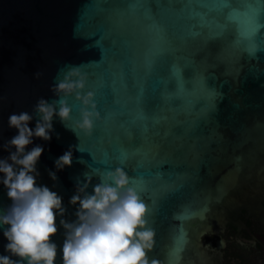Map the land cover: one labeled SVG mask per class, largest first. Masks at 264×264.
Returning <instances> with one entry per match:
<instances>
[{"label": "water", "instance_id": "obj_1", "mask_svg": "<svg viewBox=\"0 0 264 264\" xmlns=\"http://www.w3.org/2000/svg\"><path fill=\"white\" fill-rule=\"evenodd\" d=\"M207 3L0 0V158L16 134L9 115L55 99L52 89L70 68L86 76L84 92L94 94L99 113L85 135L74 129L81 106L69 98L68 129L54 119L52 139L28 147L43 146L37 184L66 209L52 237L55 264H62L59 220L76 219L69 200L85 172L89 193L109 170L128 175L147 205L155 232L149 258L158 264H223L225 240L204 237L240 227L234 218L242 210L262 219L264 13L250 9L228 22L230 9ZM70 146L71 167L56 171ZM10 204L0 184V209ZM6 243L0 229V256Z\"/></svg>", "mask_w": 264, "mask_h": 264}, {"label": "clouds", "instance_id": "obj_2", "mask_svg": "<svg viewBox=\"0 0 264 264\" xmlns=\"http://www.w3.org/2000/svg\"><path fill=\"white\" fill-rule=\"evenodd\" d=\"M87 78L78 69L70 68L52 89L56 98H41L32 112L12 113L8 117L9 129L16 134L2 145L8 152L0 158V184L6 189L11 204L0 209V229L7 241L0 256V264H55L57 245V217H63L66 209L62 197L45 185H38L36 165L44 152L34 139L49 142L52 139L53 120H59L66 128L72 109L68 99L80 104L79 121L74 125L85 135H90L94 121L99 119L94 94L84 92ZM35 121L34 128L29 124ZM57 138H59L57 136ZM73 148L69 147L55 162L56 171L71 167ZM78 181L69 204L77 206L76 219L59 220L64 229L60 249L62 264H158L149 258L154 247V229L146 220L147 205L137 190L131 186L122 168L107 171L87 189L92 177L85 172ZM49 177L57 179L50 171Z\"/></svg>", "mask_w": 264, "mask_h": 264}, {"label": "flooded vegetation", "instance_id": "obj_3", "mask_svg": "<svg viewBox=\"0 0 264 264\" xmlns=\"http://www.w3.org/2000/svg\"><path fill=\"white\" fill-rule=\"evenodd\" d=\"M262 205L264 208V199ZM261 216L262 219H259L246 211H239L234 220L242 223L240 227L230 224L218 237L207 235L213 237L208 241H212L214 245L219 239L225 240V246L221 249L223 264H264V210ZM229 226L235 228L232 233ZM234 241L245 250L246 259H234L229 255L233 250L228 245Z\"/></svg>", "mask_w": 264, "mask_h": 264}, {"label": "snow or ice", "instance_id": "obj_4", "mask_svg": "<svg viewBox=\"0 0 264 264\" xmlns=\"http://www.w3.org/2000/svg\"><path fill=\"white\" fill-rule=\"evenodd\" d=\"M205 6L215 11L230 9L227 16L228 22H232L235 17H243L250 9L258 8L261 13H264V0H242L239 6L229 3V0H208Z\"/></svg>", "mask_w": 264, "mask_h": 264}, {"label": "trees", "instance_id": "obj_5", "mask_svg": "<svg viewBox=\"0 0 264 264\" xmlns=\"http://www.w3.org/2000/svg\"><path fill=\"white\" fill-rule=\"evenodd\" d=\"M229 229H230V233H232V230H234L235 228L229 226ZM204 238L206 239V241L213 239V237H208V236H205ZM228 248L233 250V253L229 254V255H231V257H233L234 259H246L247 254H246L245 250L243 248L239 247L235 241L233 243L229 244Z\"/></svg>", "mask_w": 264, "mask_h": 264}]
</instances>
